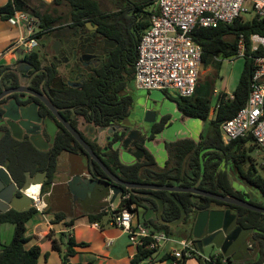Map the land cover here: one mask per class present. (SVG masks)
Instances as JSON below:
<instances>
[{
  "label": "trees",
  "instance_id": "obj_1",
  "mask_svg": "<svg viewBox=\"0 0 264 264\" xmlns=\"http://www.w3.org/2000/svg\"><path fill=\"white\" fill-rule=\"evenodd\" d=\"M113 8L106 9L101 5L100 0H54L56 5L68 4L70 6V16L64 19L57 14L56 9L52 12H41L37 7L31 5L29 0H10L8 4L0 7V14L7 19L16 10H29L39 17L42 31L38 37L42 38L55 28H60L65 21H76L82 23L92 20L100 24L105 35L117 43V48L110 57L109 63L103 69L104 76L108 80L107 88L113 85L120 90L126 88L130 80H134L135 64L138 54L139 42L151 25V15L156 0H111ZM30 11V10H29ZM60 24V26H56ZM253 33L264 35V18L254 16L250 20H245L242 16L236 18L231 23H220L216 27L196 26L192 31L193 40L202 47V62L205 66L216 63L220 64L225 59H233L239 56V40L244 35L245 43L249 49L250 36ZM26 58L31 62H38V54L33 52ZM0 67V74L2 72ZM254 60L245 57L244 69L235 90L229 94L222 92L219 95L215 107L214 117L210 119L212 110V87L208 82H198L196 92L193 96L184 97L179 95L176 99L178 108L183 115L201 119L209 126H206L205 133L200 141L191 138L181 139L167 144L168 159L164 167H159L154 156L150 153L145 155L141 161L133 164H123L115 161L119 167V176L130 182H157L161 184L178 183L191 186L198 183V186L213 192L237 196L244 198L248 192L236 189L230 179L229 172L221 168V159L225 156L227 160H232L233 170L240 178L250 185L256 187L264 197V170L259 173L255 159L251 152L260 149L253 134L234 139L225 143L222 136L223 123L234 117L237 112L246 104L251 88L254 74ZM51 76L56 77L57 69L50 70ZM3 74V73H2ZM98 81L86 85V88L97 87ZM105 87V86H104ZM85 88L82 90L71 89L67 92L72 104L81 103ZM104 93L109 95L105 89ZM93 102L100 106L104 112L108 108L100 105L103 102L97 100V95L92 97ZM106 105V104H105ZM123 113L122 108H119ZM161 126H159L160 128ZM159 128H157L159 130ZM80 147L79 143L70 135H60L55 146L49 151H42L32 143L21 141L12 136L10 131L5 129L0 133V164L4 165L10 172L12 178L18 185H23L26 180V171L32 173L47 170L50 180L53 178L58 165V155L62 150L76 151ZM244 164L248 167L245 169ZM264 169V166H262ZM50 181L42 186L41 193L47 191ZM139 191L149 193L146 189H125L124 193ZM148 191V192H147ZM130 197L121 199L117 209L123 207L137 210L140 196L130 192ZM162 197L166 203L164 218L167 221H174L180 217L181 208L177 202L171 198L165 190L154 192ZM123 194H121L122 196ZM176 197L182 201L187 212L194 211L193 207L199 210L208 208H230L237 213L238 222L245 228L252 229L250 235L251 246L248 252L256 260L251 263L264 264V213L250 210L248 208L230 204L208 196L195 195L190 192H175ZM142 196V195H141ZM156 209L157 203L154 199L148 198ZM259 205L264 206V201ZM96 209V208H95ZM115 209L96 210L88 214L91 222H100L104 216L113 213ZM37 209L32 206L25 210L10 209L0 213V227L4 223L14 225L13 238L10 243H3L0 235V264H37L41 254V247L37 244L26 247L30 241L27 236V223L35 214ZM58 219L64 217L63 213L57 214ZM69 224V223H68ZM150 226L154 225L156 230H164L168 234L172 227L167 224L150 220ZM62 240L53 239L52 246L61 252ZM67 250L62 254L64 264H71L68 257L76 252V247L80 244L74 237L67 236ZM158 249H139L131 260L130 264H141L144 260L153 258ZM219 261L227 259L225 264H235L233 258L219 252ZM173 258L171 253L165 259ZM195 258L199 264H215L207 261L201 253ZM178 264H189L187 259L180 260Z\"/></svg>",
  "mask_w": 264,
  "mask_h": 264
},
{
  "label": "flooded vegetation",
  "instance_id": "obj_2",
  "mask_svg": "<svg viewBox=\"0 0 264 264\" xmlns=\"http://www.w3.org/2000/svg\"><path fill=\"white\" fill-rule=\"evenodd\" d=\"M45 38L51 39L50 52L42 49V46L46 44ZM41 39L44 40V42ZM116 48V41L105 35L99 23L92 20H87L82 23L69 21L60 28L52 30L49 34L45 35L44 38H40L39 44L33 49V51L28 54L23 53V56L16 60L13 65L3 66L0 74V95L3 92H5V94L0 98V112L3 113L4 111L2 108L7 106L11 108L12 114L20 113L19 109L23 108L26 109L27 113L33 115L35 118L38 116L40 121L36 124L40 125V133L44 139L43 145L45 148L39 149L35 146L31 140L32 135L28 133L23 126L24 131L21 132V137L15 138L21 141L30 142L42 151H49L53 149L56 140L60 135H70L80 145L76 151L62 150L59 153L56 172L51 180L50 175L48 174L49 178L43 185H45L48 181H50L49 184L52 183L60 166L63 169L68 168L69 170H76L77 172L74 173L73 176L80 173L83 176L96 178L94 175V173H96L104 180L114 182L113 179L109 177L103 166L92 159L90 154L68 129L65 122H68L78 131L80 136L90 145L96 155L102 160L109 172L117 177H120L118 175L119 167L115 165L116 160L123 164H133L138 161L125 162L123 160L122 154L125 151L122 153V149L117 147L115 144L120 135L116 129L121 126L132 127L131 130H137L134 132L135 137H139L140 133L138 131H142L143 137H148L149 140H154L156 134L163 130V127L169 120L168 115L164 113V115L160 114V108H154V105H150L149 99H147L145 95L140 94L136 96L132 90L130 82H128L126 88L123 90H120L117 87L115 88L114 85L113 87L109 86L110 89L107 88L108 80L104 76L105 71L103 69L109 63L110 57ZM33 52L38 54V62L36 63L31 62L26 58L27 55H30ZM61 65L63 66L62 68ZM54 67L57 69L56 77L51 76L50 72V70ZM96 81H98L97 87H92L90 89L86 88V85ZM84 88L86 93L84 94L81 103L72 104V100L69 95H67V92L71 89L79 91ZM105 89L109 92V95L104 93ZM96 95L97 100L103 102L100 105L106 106L108 111L104 112L100 109L99 105L93 102L92 97ZM144 96L145 99L142 101ZM136 100L142 102V104L137 103L142 109L147 108V112L153 111L156 114L157 119L158 116H161V122L158 124L156 123V120L155 122L149 123L146 120H144V122L141 120L137 121L135 118L130 120L131 109ZM48 103L54 107L55 111L48 105ZM119 108H122L123 113L120 110H117ZM7 121V118L0 119V133L7 129L12 134ZM159 126L161 127L159 128ZM157 128H159V130ZM124 133L125 131L121 132V134ZM142 146L145 147L143 159L147 153L153 155L148 147L146 148L145 145ZM63 153H66L75 159L61 165L59 164V160ZM80 155H84L88 161L87 167L82 170H79V165L74 163ZM153 156L156 160L155 155ZM164 165L161 167H164ZM93 167L95 172L91 170ZM44 171H38L35 173L30 171V173L32 176H35ZM72 177L69 179L68 183H70ZM102 183L105 184V182ZM191 186H198V183ZM146 190H148L149 193H141L139 191L130 192L140 196L139 206L146 205L152 209L153 221L162 223L161 218L158 217L157 214L158 205L156 209L153 208V205L148 199L152 198L150 194L154 193L156 190ZM41 196L43 198L44 194L41 193ZM72 196L73 201L78 204L79 210L82 209L80 207H89V209L97 207L94 201H92V198L76 197L77 199H75L73 192ZM244 198H246V196ZM139 206H137V209ZM164 212L162 215L163 220H165ZM196 219L197 214L192 210L187 212V215L182 223L189 222L191 232L193 233ZM192 239L197 241L196 238ZM247 253L240 255V262L243 261V263H247L250 258H253V256H251L252 254L250 255L249 252Z\"/></svg>",
  "mask_w": 264,
  "mask_h": 264
},
{
  "label": "built area",
  "instance_id": "obj_3",
  "mask_svg": "<svg viewBox=\"0 0 264 264\" xmlns=\"http://www.w3.org/2000/svg\"><path fill=\"white\" fill-rule=\"evenodd\" d=\"M252 6L255 16L264 18V0H156L151 15V25L144 32L139 45L135 64L134 81L141 89L174 90L184 97L193 96L200 77L202 47L192 37L196 26L216 27L220 23H231ZM7 21L21 29L13 50L28 54L39 44L38 34L43 29L39 17L28 10H16ZM239 56L254 60L255 70L246 104L231 119L222 125L225 143L253 134L264 150V35L253 33L248 49L244 35L239 40ZM121 199L130 197L122 193ZM37 212L43 213L46 205L40 190L30 195ZM123 207L115 209L111 222L127 232L131 246L141 249H159L164 242H175L173 263L195 258L200 253L193 239H171L164 230H156L149 224L134 222L136 210ZM215 264L220 261L217 254L204 257ZM142 264V263H141Z\"/></svg>",
  "mask_w": 264,
  "mask_h": 264
},
{
  "label": "water",
  "instance_id": "obj_4",
  "mask_svg": "<svg viewBox=\"0 0 264 264\" xmlns=\"http://www.w3.org/2000/svg\"><path fill=\"white\" fill-rule=\"evenodd\" d=\"M4 94L5 92L0 95V98ZM48 105L55 111L54 107L50 103H48ZM2 109L4 112H0V119H8L7 122L14 137L20 138L21 132L24 131L23 127H25L26 131L32 135L31 140L33 141L34 145L39 149L45 148L43 145L44 139L40 133V125L36 124L38 121H40L38 116L35 118L33 115L27 113L26 109L23 108L19 109L20 113L17 114H12L10 107L4 106ZM146 115L147 116L145 117V120L149 123L155 122L157 120L156 114L153 111H148ZM65 123L68 126V129L84 147V149L90 154L92 159L103 166L109 177L114 181H106L96 173H94L96 178L83 176L80 173H77L72 177L69 185L73 194L75 195V199H77L76 197L92 198V201H94L98 210H113L112 205L114 204L116 198L124 192V189L133 188L165 190L168 192L169 196L173 198L181 208L180 217L173 222H167L162 219L165 209V201L163 198L154 193L150 194V196L157 201V214L158 217L161 218L162 223L167 224L172 228L180 225L187 215L185 206L183 205L182 201L176 197L174 194L175 192H190L201 196H208L230 204H235L250 210L264 213V206L253 203L246 198L225 195L213 192L211 190L202 189L198 186L161 184L157 182H130L123 180L120 177L110 173L102 160L96 155L90 145L80 136L78 131L68 122ZM131 129L132 127H118L116 130L120 135L115 144L117 147L122 149V152L126 151L137 161H141L145 154V147L142 145H145L147 148V143L150 140L148 137H143L142 131H138L140 136L135 137L134 132L137 130ZM122 131H125V133L121 134ZM91 170L94 171V167ZM48 178L47 171L38 173L35 176H32L30 171H26V180L23 185L20 186L14 181L8 169L4 165L0 164V213H4L12 208L17 210H25L34 206V202L29 191L32 186L36 185L39 186V190L41 191L44 182ZM102 182H105V184ZM193 209L197 214L193 235H195V238L197 239V246L200 253L202 254L204 252V244L208 243L217 247L218 251L221 253L230 255L235 263L240 261V255L247 253L249 247L251 246L250 235L252 234V229L245 228L239 224L238 214L233 212L230 208L215 207L199 210L196 207H193Z\"/></svg>",
  "mask_w": 264,
  "mask_h": 264
},
{
  "label": "crops",
  "instance_id": "obj_5",
  "mask_svg": "<svg viewBox=\"0 0 264 264\" xmlns=\"http://www.w3.org/2000/svg\"><path fill=\"white\" fill-rule=\"evenodd\" d=\"M9 1L10 0H0V7L8 4ZM20 34V27L11 25L7 19L0 14V67L11 66V64L13 65L16 60L23 56L22 52L12 49ZM147 99L150 98L147 97ZM162 113L169 116V120L163 127V130H165L168 126L173 125L172 118L175 112L164 111ZM213 113H215V110ZM176 116H178V118L177 124L173 128L174 132L188 131L189 135L187 138L198 139L196 141H199L202 134L205 133L206 124L203 121L202 123L199 121L193 122L190 117L182 113L180 114L179 112ZM190 123H193V127L189 126ZM154 140L156 141L157 139L155 138ZM160 141L159 139L158 143H160ZM150 146L152 147V145ZM124 156L127 158L126 162L136 161L134 157L127 155L126 151L124 152ZM155 157L160 167L163 166L167 160L165 159V162L163 161L164 158L167 157V154H165V157L162 154H155ZM74 159L75 158L68 154L63 153L60 157L59 164L62 165ZM74 163H77L80 167L79 170H82L87 167L88 161L84 155H80ZM76 172V170H69L68 168L63 169L60 166L58 172L54 176V180L48 185L47 191L44 193L43 200L46 207L43 213L37 212L27 223L26 234L30 237V241L26 244V247L29 248L35 244L41 247V254L37 264H64L62 254L67 250L66 238L67 236H72L78 244H83L78 245L76 247V252L68 257V261L71 264H130L135 251H133L129 242L127 232L114 225L110 220L105 221L104 218L100 222H91L88 214L98 209L80 207L82 209L79 210L78 204L73 201L68 181ZM116 199H119L121 202L120 195ZM119 205L115 207L113 204V209L118 208ZM136 212V222H140L138 209ZM58 213H63L64 217L58 219ZM143 223L148 224V221ZM13 232L14 225L12 223L4 229L1 225L0 235L3 243L7 244L11 242ZM53 239L62 240L61 252L53 248ZM219 252L220 251L216 254ZM252 260H256V257L250 258L247 263H251ZM166 261V264L168 262L169 264H174L173 258H166ZM188 263L199 264L196 258L190 259ZM236 263L246 264L243 263V261H237Z\"/></svg>",
  "mask_w": 264,
  "mask_h": 264
},
{
  "label": "rangeland",
  "instance_id": "obj_6",
  "mask_svg": "<svg viewBox=\"0 0 264 264\" xmlns=\"http://www.w3.org/2000/svg\"><path fill=\"white\" fill-rule=\"evenodd\" d=\"M31 5L37 7V9H39L41 12H45V11H49L52 12L56 9L57 14L61 15L64 19L69 18L70 16V6L66 3L61 4V5H56L54 3V0H29ZM101 5L106 8V9H111L113 8V4L111 2V0H100ZM30 12L32 11V9H29ZM28 10V11H29ZM255 16V11L253 10L252 6H248V11H245L242 13V17L245 20H250ZM66 24L67 20H64ZM56 26H60V24H56ZM44 38V37H42ZM42 40V39H41ZM44 42V40H42ZM46 44L43 45L42 49L50 52V42L51 39H46ZM222 62L220 64H216V63H211L207 66L204 65V63H202V66L200 67V77H199V81L202 83L208 82L211 87H212V110H211V114H210V119L214 117V110L215 107L217 105L218 102V98L220 93L222 92H227L229 94H231L235 88L237 87V84L239 82V79L241 77L242 71L244 69V64H245V58L243 56H238L235 57L233 59H225V60H221ZM63 66L61 65V68ZM134 80H130V85L135 93V95H140L143 94L146 97L150 98L149 102L150 105H154L153 107L155 108H160V114L164 115L162 112H175L173 118H172V122L173 125L172 126H168L165 130H163L162 132L159 131L156 134V141L155 140H150L147 145H148V149L153 153V155L155 154H162L165 157V154H167V157L164 158V162L165 159L168 158V148H167V144L170 142H176L179 141L181 139H185L187 138L188 131H184L181 132L179 131L178 133L174 132V126L177 124V118L178 116L177 113L179 112L180 114L182 113L180 111V109L177 107V101L176 99L179 97V94L174 91V90H161V89H153L151 91L148 90H144V89H139L138 87L135 86ZM142 99V101L145 99ZM142 104L141 101H137L133 104L132 109H131V115H130V120L134 119L135 120H141L144 122L145 117L147 116V108L142 109L141 106L138 104ZM191 120L194 121H199L202 123L201 119H197V118H192L190 117ZM129 120V121H130ZM161 122V116H158V119L156 121V123H160ZM204 122V121H203ZM205 123V122H204ZM209 123V120H208ZM206 123V126H209V124ZM190 127H193V123H190L189 125ZM191 135V134H190ZM161 140L160 143H158V140ZM195 140V139H194ZM198 140V139H196ZM152 145V147L150 146ZM123 153V152H122ZM127 155H130V157H132L131 154H129L128 152H126ZM251 155L253 156V158L255 159V163H256V167L258 169L259 173H263V168L262 166H264V150L257 149L256 151L251 152ZM122 158L123 160L126 162L127 158H125L124 153L122 154ZM221 168L228 170L229 172V176L230 179L234 185V187L236 189L239 190H246L248 192V194L246 195V199L256 203V204H260L264 201V197L261 194V192L254 186L250 185L249 183H247L244 179L240 178L237 174H235L234 170H233V162L232 160H227V158L224 156L221 159ZM248 167L247 164H244V168L246 169ZM243 187H242V186ZM120 203L119 199H116L114 202V206H118ZM138 216H139V221L140 222H145V221H150L152 220L153 217V211L151 208H149V206L146 205H140L138 207ZM112 215L111 213L107 214L104 216V220L111 221ZM134 222H136V217L134 219ZM10 223H4L2 224V228L4 229L6 226H9ZM152 228L156 229V227L154 225H152ZM171 239L180 241L181 239H192L195 238V235H193V233L191 232L190 229V224L189 222L187 223H182L181 225H178L176 227H173L169 233ZM130 242V241H129ZM179 247V245L175 242L169 241V242H164L161 247L154 253L153 258L149 259V260H144L142 262V264H166V259L165 256L168 253H172L173 249ZM133 248V247H132ZM133 251H135V249L133 248ZM218 252V248L205 243L204 244V252L202 253L203 258L207 257V256H211L213 254H216ZM246 263V262H245ZM169 264V262L167 263ZM237 264V263H236ZM246 264H255V263H246Z\"/></svg>",
  "mask_w": 264,
  "mask_h": 264
},
{
  "label": "bare ground",
  "instance_id": "obj_7",
  "mask_svg": "<svg viewBox=\"0 0 264 264\" xmlns=\"http://www.w3.org/2000/svg\"><path fill=\"white\" fill-rule=\"evenodd\" d=\"M38 192H39V186H32V188L30 189V191H29V193L31 194V195H36V194H38Z\"/></svg>",
  "mask_w": 264,
  "mask_h": 264
}]
</instances>
